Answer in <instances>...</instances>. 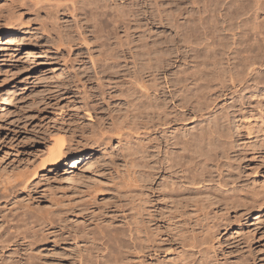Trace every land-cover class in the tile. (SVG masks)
I'll use <instances>...</instances> for the list:
<instances>
[{
	"label": "bare ground",
	"instance_id": "bare-ground-1",
	"mask_svg": "<svg viewBox=\"0 0 264 264\" xmlns=\"http://www.w3.org/2000/svg\"><path fill=\"white\" fill-rule=\"evenodd\" d=\"M32 1L36 2L32 4L34 7L29 5L31 1L27 2L29 8L27 4L23 5L29 9L27 11L31 6L40 11V4L46 5L49 0H43L44 3ZM69 2L71 0L66 3ZM72 2L67 10L71 13L73 28H70L76 31L70 32L71 39L70 33L67 34L70 39L67 41L85 47L92 69L86 83L95 81V86L89 89L82 85L78 88L82 90L76 92L82 102L80 109L84 121L71 133L72 136L56 142L55 148L48 151V157H40V164L36 161L32 170L28 168L25 174L16 172L12 175L14 172H10L11 175H4L1 171L0 264H37L35 257L45 255L48 249H52V254L57 257L56 261H50L58 264H256L258 258L253 254L250 239L243 237L234 246L236 250L228 253L223 245L230 241L225 236L234 229L242 231L252 215L257 221L262 218V192L256 189L257 186L254 188L255 181L251 185L248 175L244 174V156L237 149L241 147H237L239 140L237 142V132L233 131L232 124L238 118L242 120L252 113L262 115L264 112V0H187L177 16L174 13L165 18L172 27L171 38H179L176 45L173 42L174 46L163 47L154 35L149 36L150 44L138 38L140 46L134 50L132 47L127 51L121 49L122 57L118 50L132 34L130 23L125 20L118 23L122 15L113 11L114 5L108 6L120 16L117 24L116 19L111 22L116 24L113 27L118 25V30L122 26L124 33V36L119 34L124 38L118 40L115 37L118 41H114L116 49L112 50L115 49L116 55L108 51L111 50L108 47L114 45L110 43L113 40L109 41L112 39L110 34L104 35L108 30L107 21L101 22V15L108 16L104 7L110 2ZM48 4L45 12L51 11ZM55 4L50 7L55 9ZM63 5L56 7L63 9ZM117 6H114L115 10H118ZM120 6L119 10L122 7L125 10V5ZM87 9L90 15L87 12L85 16ZM53 12L50 14H58L56 10ZM18 13L4 14L7 17L6 24L0 29V49L1 41H10V38L27 33L25 25L32 18H25L28 21L25 23L22 11ZM109 14L112 18L116 16ZM57 17H54L55 22ZM49 19L52 21L53 18ZM128 19L126 21L131 20ZM153 19L160 24L163 17ZM54 25L60 26L55 23L51 27ZM116 27L114 35L118 33ZM52 28L49 27L51 32ZM59 32L55 36L62 44L64 39ZM122 39L126 40L123 42ZM91 41L96 43L92 45ZM103 49H107L106 56L110 55V58L99 65L98 71L95 66L101 62L99 57ZM138 63L142 66L137 70ZM110 71L133 80L126 87L124 98L114 102L109 100L112 94L105 90L108 86L100 85L103 78L98 77L100 73L108 76ZM77 76L74 78L81 85ZM24 88L20 87L15 95L12 94L16 96ZM99 160L101 187L95 182L93 187L89 184L90 189L84 190L82 196L74 192L79 198L73 200L52 197V194L50 197L48 191L50 198L44 200L45 205L37 208H34L35 204L34 207L30 205L35 198L29 191L38 170L51 172L65 161H70V169L79 168ZM97 164L95 162V167ZM68 175H64V182L71 179ZM53 191L55 189L51 193ZM106 193L112 195L113 205L104 206ZM70 195L67 196L73 197Z\"/></svg>",
	"mask_w": 264,
	"mask_h": 264
},
{
	"label": "rangeland",
	"instance_id": "rangeland-1",
	"mask_svg": "<svg viewBox=\"0 0 264 264\" xmlns=\"http://www.w3.org/2000/svg\"><path fill=\"white\" fill-rule=\"evenodd\" d=\"M22 1L21 0H0V29L6 24L5 18L7 17V15L9 16L10 13H14V14L16 13L17 14L18 12L21 13V11H22L24 20H25V18L26 19L27 18L33 19V20L29 19L30 20L29 22L27 21L29 24L26 22V20L25 21L23 20L25 23H27L29 25V26H27V24L25 25L27 28V30H26L27 33L24 35H21L19 37H16L14 39L10 38L9 40L10 41L12 40L13 43L8 41V40L1 41V44H3L1 46V48L3 50L0 49V173L2 171L4 173V175H6V173L7 174L9 173L8 175H11L13 172L14 173L12 175L17 174L16 172L23 173V174L27 173L28 168L30 170H32V166L37 163L36 161H39L38 164H40V162L42 160V158H40V157H42V156H45V158L48 157V151H50L51 147L53 148L54 145H56L55 144L56 142L62 141L63 138H64V140H66L70 136H72L71 133L75 132L77 130L78 126H81L82 122L84 121L82 119V116H83L82 109H80V108H82V102L80 101V97L78 94L80 92V90H82V89H78V88L79 87L82 88V85L84 87L89 86V89L91 86H95L94 85L95 81H91L89 83H86L87 82L86 80L88 79L87 75L92 73L91 72L92 69L90 68L91 67V61L88 59V54H85L86 53V51L84 50L85 47H83V45L79 46L75 42H72V43L69 42L71 39L70 38L71 33L73 31H76V29L75 30L72 29L73 28L71 26L72 21L70 20L71 19L70 18L71 13H70V11L68 12V10H67V8L71 7V4L73 3L72 0H71L72 3L69 2L70 6L68 5L69 3L68 4L66 3L67 1H70V0H67L65 2L67 6L63 2V0L62 1L59 0V3L57 2L58 0H56L55 2H56V4L57 3L59 4V7L64 4L63 9H61L62 7L61 8L56 7V6H58V4L56 5L54 0H49L50 2L51 1L54 2V4L56 5L55 9L54 8L52 9L54 4L50 5V4H48L49 1L47 2L45 0V2H47L48 6H49L48 10H51V11H47V12H45L47 9L46 8L47 4L45 5L43 0L42 1H43L44 5L39 0V3H41L39 6V9L42 5L40 11L38 9H36V10L33 9L34 5H32V4L33 3L35 4L36 2H34L32 0L24 1L25 2L24 4H27V6H28L29 1L32 2L31 4L29 3V5L33 6V7L32 6L30 7L33 12L31 11V9H30V11H27V10H29L28 9L29 6H28V8L27 7L25 8L23 6L24 4L22 5V3H21ZM108 1L110 3H107L106 7L109 9L111 8L109 6H112V5H114L116 8V6H117L116 3H118V6H117L118 10H115L114 6H112V9H114L113 11H115V12L117 11L118 14L120 13L122 15V17L124 18V19H122V17L121 18L119 17V19H121V20L120 21L118 20L119 21L118 22L117 18L120 15L113 12L112 9H110L112 11L111 12L109 9L107 10L106 7H104L105 8L104 12L108 11L109 13L113 14V16L115 14L117 16V17L114 16L116 18H114V17L112 18V16L106 12L108 14V16L106 14H103V15H101L102 18L100 17L102 20L101 21L102 23H104V21H107V26H106V22H105L104 26H106V29H108L109 31L105 30L104 35L109 33L110 38H112V39H109V41L113 40L110 43L114 46H112V47L109 46L108 48H111V50L109 49L108 51L111 52V51H113L112 50L113 48L116 49L115 42H117L119 40V38H124L123 37L124 33L122 30L123 27L120 26L119 30H118V25H117V27L115 26L117 28L116 33L118 32L117 34L120 37H118L117 34L114 35V32H115L114 28L115 27H113L114 25L117 24V22L121 23V21H122V23H123L124 20H125V23L128 22L130 24H132V23H134V24H132V25L129 24V27L131 28L130 34H132V35H129L127 40H129V38H130L129 41H130L131 45H130L129 41H125L126 42L125 43L124 40H126V39H122L124 42L123 48H119V50H118L121 57H122L121 49H122V51L123 50L127 51L128 48L132 47V49L134 50L135 47L140 46L141 42H144V43L149 42L148 44H150L152 41L150 37L152 35H154L153 38L157 42H159V44H162V45L164 44L163 47H166V46L172 47V46H174L173 42H175V45H176L177 41H179V38H177V37H175V38L172 37V38H174L175 41H173V39L171 38L170 34H171L172 27L169 26L171 24L168 23L166 21V19L168 17L173 16L174 13H175V16H177L179 14V11L182 10V7H184V4L186 5L187 0H116V3H115V0H113V1L108 0ZM108 1L104 0L105 4ZM127 1H128V3H127ZM132 1H133V3H132ZM61 2H63V4H61ZM125 2L127 3V7H126ZM135 2H137V3H135ZM150 2L152 3V5ZM20 4H21V6H20ZM123 4L126 7V8L124 7L125 10H123V7H122V6H124ZM135 4L137 7L135 6ZM120 5H122V6H120ZM43 6H45V10H42ZM50 6H52V7H50ZM65 6H66V8H64ZM119 6L122 7V8H120V10L124 11V12L122 11L124 13V15L122 14V12H120ZM128 6H131V8ZM133 6L135 8H133ZM57 8H58V10H57ZM127 8H128V10L131 9V12L128 11ZM141 9H142V11H141ZM55 10H56V12H55ZM134 10L135 11L137 10L135 14H134V12H135ZM139 10H140V12H139ZM11 11H13V12H11ZM52 11H54L55 13H58V14H56V15L50 14V13H52ZM34 12H35V14H34ZM61 12H63L64 14ZM85 12H86L85 16L87 15V12L90 15L89 9L85 10ZM127 12H128V14H127ZM132 12H133L134 17H136L137 14H140V16L138 15V17H136L137 18L136 19L133 17ZM148 12H150V13H148ZM37 13H39L38 16H35V15H37ZM4 14H7V15H4ZM49 14H50V17H48ZM144 14H146V15H144ZM153 14H154V16H153ZM3 15H4V17H3ZM33 16H35L34 17L35 19H36V17L37 18L39 17L38 19H36L37 22H36V20H34ZM55 16L56 17L58 16L57 17L58 21L61 19L60 20L61 23H59L58 21H56V22L54 21V19L56 20V18H54ZM104 16L109 17L108 18L109 22H108V19H105ZM160 16L163 17V19H164V21L162 19V22H161L162 24L161 23L159 24L158 21H155L153 19V18L158 19ZM126 17H127V19L129 17H132L133 20L131 18H129L128 20L131 19L130 20L131 22L126 21L127 20V19H125ZM3 18L5 19V21ZM49 18H51V19L53 18L52 21H50ZM112 19H114V20H112ZM115 19H116V21H115ZM262 19H264V16ZM46 20L48 22L50 21L49 23L51 25ZM146 20H148V21L146 22ZM152 20H154V21H152ZM111 21H115L116 24H113L115 22H111ZM46 22H47V25H45ZM54 22L56 24H60V26L54 25L56 28L55 27L52 28L51 26L53 24H55ZM138 22L141 24L138 25L139 24ZM163 22H164V24H163ZM146 23H147V25H146ZM109 24L111 25V27L113 29L111 27L109 28V26H110ZM40 25L44 26L45 28L41 27ZM144 25L148 29H146L144 27ZM62 26L64 27L65 30L63 29ZM70 26L72 28H70ZM33 27H35L36 29L35 28L33 29ZM49 27H50V29L52 28V32L49 29ZM57 27H58V29L62 28L64 30V31L62 29L59 30V31H61V35L64 39L62 44H60V42H58L57 36H58V33H60V32L58 31ZM132 27H133V30H132ZM134 27H136V28H134ZM137 27H140V29ZM141 27H143V28H141ZM170 27H171V29H170ZM37 28H38V30H37ZM42 28L45 29L44 32H43L44 29L42 30ZM54 28H55V30H53ZM104 29H105V27H104ZM111 29L113 30V32L110 31ZM144 29H145V31H142ZM49 30H50V32H49ZM146 30H148V31H146ZM150 30L153 31V33H151ZM156 30H158V31H156ZM168 30H170L169 31L170 33L168 32ZM55 31H56V34H54ZM154 31H156V32H154ZM65 32H67V33L65 34ZM110 32H112L113 34ZM120 32H121V35L123 33V36L119 35ZM148 32H150V33H148ZM68 33H70V34H68ZM158 33L161 35H159ZM67 34H68V37L70 39L67 38ZM55 35H57V36H55ZM64 35H66V36H64ZM142 35H143V37H142ZM155 35H157V37ZM108 36L109 35H107V37ZM144 36H148L146 38L149 40H146V38ZM158 36H160L161 38H159ZM115 37H117L118 40ZM65 38H67V39H65ZM138 38H140L142 41L140 39L137 40ZM104 39H105V37H104ZM14 40H16V41H14ZM67 40H69V41H67ZM9 42H10V44H9ZM134 42L138 43V44H134ZM162 42H164V43H162ZM165 42H167V43H165ZM170 42L172 43V45H170L171 44ZM94 43H96V41L95 42L91 41L92 45ZM68 44L69 45L71 44L70 47H67ZM127 44H129V45H127ZM62 46L64 47V49ZM125 46H127V48ZM71 48H72V50H71ZM4 49H6V50H4ZM66 49L68 50V54H66L67 53ZM69 49L71 51H69ZM115 49H114L113 53L115 52L114 54L116 55L117 52L115 51ZM64 50H65V52H64ZM108 51H107V49H103L102 54L99 57V60L101 62H100V64L96 63L97 66H95V67L98 68V71L100 70L99 65L103 64V62H104V60H106V58H110V55L106 56V54L109 53ZM69 53H70V55H69ZM113 53H110V54L112 55ZM124 53L125 52H123V55H124ZM67 56L69 58H67ZM95 56H97V53H95ZM127 57L129 58L128 55H127ZM95 59H97V58H95ZM109 61L112 62V60H109ZM138 62H141V61H138ZM141 66H142V64L138 63L136 69L140 68ZM130 67H132V65H130ZM110 72L108 73V76L100 73L98 77L103 78V81H101L100 82L101 84L100 83L99 84L100 85L104 84L105 86H108V88H105V90L107 93L112 94V98L109 100H111V102H114L117 98H124V97H122V95L124 94L126 87H128V84L130 85L131 84L130 82H132L133 80H131L128 77H124V75H118V73L116 74V71H114V73H112V71H110ZM113 74L117 75V76H114ZM74 75L75 76L78 75L77 76L78 80H80L82 82L81 85L78 83L77 78L76 77L74 78ZM21 77H22V80H21ZM25 77L26 78L33 77V78L30 81L23 83L22 81L24 79H26ZM36 77H37V79H35ZM74 79H76L75 80L76 82L74 81ZM95 80H97V79H95ZM20 87H25L23 92H18L19 94L20 93L21 94L20 95L17 94L16 96H14L16 91H18V89H20ZM76 88H77V91H76ZM12 91H14V92H12ZM76 92H78V93H76ZM262 105H263L262 107L264 110V99L262 101ZM253 106L257 107V104H254ZM262 116H263V118H262ZM248 117H249V119H248ZM259 117H261L262 119ZM232 126H233L232 127L233 131L235 130V132H237V134L234 132L236 138H238V139H236L237 142L239 140L237 147H241L240 149L239 148H237V149L240 152H243V156H244L243 157V163H244L243 165L245 166L244 174L246 173L245 175L246 176L248 175L247 178H249L248 181H250V184L254 185V181H255L254 188L257 186L256 189L257 190L260 189V191L262 192V199L263 200H262V206H261V210H260V213H261L260 216H262V218L260 219L261 221L260 220L257 221L256 216L252 215V217H250L248 220H246V224L243 226L242 231L238 230V229L231 230L232 232L228 233L227 237L225 236V238H230L229 239L230 241L227 244H224L223 247L226 248L225 250L227 253L230 251H235L236 248L234 246L236 245V243L238 241H241L243 239V237H245V239H250L249 241H250V245L252 247L251 249L253 251V254L255 255L256 258H258V261H256V264H264V193H263L264 192V112L262 113V115H258V114H256V112L254 114L252 113V114L248 115L246 119H242V120L240 118H238V119H236V122H233ZM238 126L239 127L243 126V127L240 129ZM238 133H239V135H238ZM68 135H70V136L68 138H66ZM113 146L116 147V145H113ZM44 153H46V154H44ZM91 162H93V164ZM95 162H96V164H97V162L101 163V160L90 161L89 163H91L90 164L91 166L88 165L89 163H86L85 165L79 166L80 169L79 168L70 169V166H71L70 161H65V162L60 164L59 168L53 169L51 172L49 170L46 172H39V170H38L37 171L38 176H36V179L32 182V187H31L32 189L30 188V191H29L30 196L32 195L31 197L33 199L35 198V200H32V202H31L32 204L30 203V205L32 207H34V204H35L34 208H37L38 205L43 206V205H45L44 200L50 198L52 195H53L52 197L56 196V198H57V196H59L58 198L62 199V197H63V199H66V200H73V198L78 199L79 196H82V194H83L82 192H86L84 190L90 189V187H93L95 183L97 184V187H101L103 184V179L101 177L102 176V170H101L102 167L100 164H97L98 166L96 165V167H95V165H94ZM87 165L89 167H91L93 169V171H92V169L87 170V171H86V169H83V167L89 168ZM92 165L94 166V168ZM81 168L83 170V174H82ZM95 168L98 169V171ZM10 172H11V174H10ZM78 173L79 174L81 173L80 174L81 176ZM68 174H72V175H68ZM64 175L65 176L68 175V177L71 178L70 180L73 179L72 181H74L75 179L77 181L71 182L69 180L70 181L69 182L68 178H67V181L65 180V182H64V179H65ZM76 175L80 176L81 178L77 177ZM72 176H73V178H72ZM98 181H99V183L101 181V183L98 184ZM36 183L38 185H36ZM34 184L36 185V187L34 186ZM89 184L91 186L88 188ZM46 187H48V188L50 187L49 189H51V190H49L48 188L46 189ZM86 187H87V189H86ZM53 189H55V192L53 191L55 194H53V192L51 193V191ZM46 190H47V192H45ZM48 191L50 192V195H49ZM74 192H75V194L78 192L79 196H74L75 195ZM43 193H45L46 195L44 196ZM60 194H61V196H60ZM70 194L73 195V197ZM106 194H105L106 199L104 202V206L106 204H109L108 206H110L111 204L113 205L112 201H114V199H113L112 195H110V193H106ZM47 195H49L50 197ZM67 195L68 196L70 195L71 197H68ZM101 195L102 194H100V196ZM100 201H101V199H100ZM252 223H255V224L252 225ZM233 228H235V227H233ZM239 236L241 238H239ZM225 238H223V240ZM50 252H51V254H50ZM52 252H53L52 249H50V250L48 249V251L45 252V255H41V256L35 255L36 261L38 262L37 264H55L56 262L55 263H52V262L56 261L55 258H57V257H56V254L53 253L55 255L54 256L52 254ZM46 253L50 254L52 257L50 255H47ZM46 255L49 257H46ZM56 264H58V263H56Z\"/></svg>",
	"mask_w": 264,
	"mask_h": 264
}]
</instances>
